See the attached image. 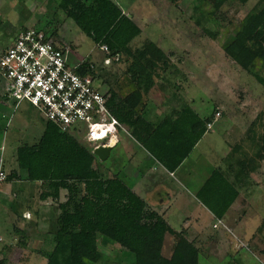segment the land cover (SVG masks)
Listing matches in <instances>:
<instances>
[{
  "label": "rangeland",
  "instance_id": "374dc122",
  "mask_svg": "<svg viewBox=\"0 0 264 264\" xmlns=\"http://www.w3.org/2000/svg\"><path fill=\"white\" fill-rule=\"evenodd\" d=\"M114 1L125 14L133 17L142 29V34L131 43L130 47L132 49L141 47L148 39L157 43L167 54L172 55L173 60L180 64L192 80V87L181 98L189 101L203 117L210 116L215 111L221 114V120L210 134L208 146L203 143L200 150L193 155L192 160L198 158L200 161V155L205 150L209 156L203 155L208 158H204L202 162L208 168L213 162H221L224 158L226 162L229 159L234 161L237 159L241 163L240 166L237 165L239 181L241 179L246 181L248 177L245 176L249 170L250 178L264 182V168H260V163L264 162L261 154V139L264 134L262 119L264 118L262 115L264 86L259 84L254 74L243 71L235 62L241 43L246 40L245 43L250 45L247 37L253 34L255 28L251 27L244 31L245 35L237 40L235 47L230 51L225 50V45L235 39L237 30L242 27L243 21L249 14L255 18L258 26L264 21V0H249L246 5L237 0H184L178 5H174L170 0ZM59 2L60 0H0V55L24 30L37 26L43 29L47 23L53 21L60 23V26H54L59 27V36L67 49L64 56L69 68L76 69L81 63L90 62L101 75L102 78L99 76L98 78L104 84V80L113 84L116 78L123 77L127 67L125 58L121 62L120 58L111 57L110 53L103 51L72 20L65 17L64 13L58 9ZM50 28L47 30L48 34H51L50 30L53 29ZM255 71L264 76L262 62ZM127 80L129 79L126 77ZM123 88L125 87L119 86L118 91L121 92ZM9 90L6 82L0 78V155L2 148H5L4 157L7 158L4 160L8 167L7 174L12 171L11 166L16 161V149L22 145L36 144L47 123L45 116L27 103H23L17 109H15V99L6 103L4 99ZM102 90H108L107 85ZM153 101L155 105L161 104L156 97ZM155 105H151V108H155ZM254 119L257 123L253 127L250 123ZM8 120H11L9 126ZM77 136L84 142L82 135ZM124 139L112 150L110 159L102 161L97 158L94 164L97 171L102 174L108 171L128 172L135 167L136 162L129 160L126 151L130 139L127 136ZM201 150L202 153H200ZM247 162L251 164L250 168L244 166ZM198 167V173L207 171L205 167ZM195 173L197 174V171ZM105 177L108 178L109 175L106 174ZM249 181L251 183L253 180ZM235 185L238 183L236 182ZM7 188L17 193L16 190L22 186L21 183L16 182L0 186V254H4L1 249L11 244L14 237L17 242L15 241V249L11 253L13 257L9 264H46V255L53 251L55 245L50 234L56 231L57 204L49 201L40 202L39 192L28 196L33 195L34 200L38 202L36 209L43 206L37 215L32 213L35 216L29 223L30 227L24 226L23 237L14 232V229L16 230L18 222L23 220L22 210L25 205L22 199L18 197L16 199L14 195L8 196ZM188 188L196 196L193 185ZM262 188L264 190V187ZM263 190L259 193L264 194ZM260 194L257 197L258 201H253L246 212L247 226L245 228L247 229L249 225L248 229L254 230L253 235L247 234L252 239H247L246 235L239 239L238 232H234L233 235L231 232L227 234L230 238L239 239V242L237 239L233 240L235 243L238 242L239 247V255L234 260L237 264H264V200L261 202ZM27 205L33 207L31 202H27ZM189 210L195 212V209L191 207ZM16 211L20 213L19 219L15 217ZM200 215L198 216L201 219L200 226H207L210 232L211 219H208L205 212H201ZM259 218L262 219L259 220ZM232 225L230 223V226H227ZM223 227L221 226V230L224 229ZM216 235L220 236L221 232ZM172 241V237L167 236L163 253L165 263L172 255ZM220 242L222 240L216 244L219 258L205 260L202 257L200 264H231L233 262L221 258L225 252L221 253L224 244ZM99 245L101 258L92 264H135L133 254L121 250L109 240L100 238ZM225 248L229 249V247ZM202 249L204 255L209 258V249L207 247ZM230 251L232 254L235 253L233 250Z\"/></svg>",
  "mask_w": 264,
  "mask_h": 264
},
{
  "label": "trees",
  "instance_id": "16d2710c",
  "mask_svg": "<svg viewBox=\"0 0 264 264\" xmlns=\"http://www.w3.org/2000/svg\"><path fill=\"white\" fill-rule=\"evenodd\" d=\"M170 1L178 5L184 0ZM237 1L243 5L249 2ZM58 9L96 45L100 48L107 47L105 52L110 53L111 57H118L121 62L125 58L127 67L123 75L136 90L146 96L153 97L165 92L181 95L192 87L189 74L154 41L148 39L141 47H130L142 34V29L114 0H60ZM249 15L237 30L235 39L225 45V50L233 49L237 40L245 35L244 31L254 27L253 34L247 37L250 45L243 40L235 62L243 71L254 74L259 84L264 86V76L255 71L260 62L264 67V21L258 26L255 18ZM54 25L60 26V23L52 21L43 29L38 26L36 28L48 34L47 30L52 27L51 34L48 35L65 54L67 49L59 36V27ZM77 72L102 78L87 61L80 64ZM104 81L108 88V107L112 115L130 131L135 140L159 158L149 141L152 133L147 134L145 131L146 128H153L143 116V102L134 95L122 98L115 90V83ZM182 112L193 115L197 124L192 126V138L175 162L176 168L189 156L217 115L215 111L200 119L191 104H186ZM262 115L264 117V109ZM256 123L257 120L252 126ZM198 125L201 129H198ZM77 135L63 132L55 124L47 122L36 144L17 148L16 162L19 171H11L4 182L21 180L19 172L25 171L28 181L42 183L39 201L57 204L56 231L50 234L55 245L53 251L46 255V264H92L101 258L100 238L133 254L135 264H200V249L189 239L186 231L174 230L118 175L107 178L97 171L94 164L98 157ZM261 154L264 157V134L261 139ZM169 167L172 168L170 164ZM219 183L226 185L229 190L225 191V188L218 186ZM63 192L66 193L64 198ZM198 196L221 220L237 200L239 193L220 170H216ZM210 200L217 207L211 205ZM167 236H171L173 242L171 258L165 263L163 253ZM231 264L237 263L233 261Z\"/></svg>",
  "mask_w": 264,
  "mask_h": 264
},
{
  "label": "crops",
  "instance_id": "0c3cea01",
  "mask_svg": "<svg viewBox=\"0 0 264 264\" xmlns=\"http://www.w3.org/2000/svg\"><path fill=\"white\" fill-rule=\"evenodd\" d=\"M116 80L114 81L116 85V91H118L119 86L121 85L125 87L123 90H121V92L118 91L122 98H127L130 95H134L143 102V116L147 124L153 128L151 130L146 128L145 131L147 134L152 133V138L149 141H151L153 144V148L159 155V158L150 152L147 147L135 140L130 131L125 128L126 131H122L119 135V144L116 147H118L125 140L124 137L127 136L130 139V143L129 145L127 144L126 151L128 152L129 160L131 162L134 160L136 165L128 172L111 171V174V172L108 171V173H104L103 175L105 176L108 174V178L118 175L133 190V192L143 200L146 205L160 214L174 230L178 232L185 230L189 239L195 242V244L200 249V261L202 257L205 260L210 258H219V254L217 252L218 245L216 246L219 240H222L220 244H224L222 245L224 248L222 249V252H220L222 254L225 252L221 258L225 260L229 259L231 261L236 260V256L239 255V247L237 245L239 239H241L243 235H246L247 239L251 240V236L249 237L247 234H254L253 229L251 231L248 229L249 225L247 227L248 231L245 228L247 226V224H245L247 217L246 212L253 201H258L257 197L258 194H260L263 190L262 187H264V182H258L257 180L250 178L251 172H249V170L245 176L248 177L246 181L245 179H241L239 181L237 165L240 166L241 163L238 162L237 159L235 161L234 159H229L228 162H226V159L224 158V160H221V162H213V164L208 168L202 162L204 158H208L205 156H209L205 150L203 154H201L202 156L200 155V161L198 158L192 160L193 155L197 153L198 150H200L203 143H206L208 146V143L211 139L210 134L212 133L215 125L221 120V117H215L214 122L208 126L207 132L196 144L189 156H187L176 168L174 165L175 162H177L182 152L185 151L184 148L188 146V142H190L192 138V126L197 124V119L193 115L182 112V108H184L186 104L191 103L186 101V99L181 98L184 93L181 95H176L173 92H165L154 95L153 97L146 96L142 92L136 90L135 86L130 83L129 80L126 81V77L124 75L123 77L121 76L116 78ZM125 84L126 86H124ZM104 86L106 85L104 84ZM155 97L157 100L161 101V104H154L153 98ZM160 97L162 99H160ZM4 100L6 103H8L6 99ZM151 105H155V108L152 109ZM191 107L194 112L198 114L200 119L204 118L195 110L192 104ZM254 121L255 119L251 120L250 126H252ZM199 128L201 129L200 125H198V129ZM227 132H229V130H227ZM111 152L106 160L110 159ZM200 153H202V150ZM6 158L7 157H4V159ZM169 164L172 166V168L169 167ZM214 165L216 166L214 167ZM198 166L205 167L208 172L200 171L198 173ZM244 166L250 168L251 164L247 162V165L244 164ZM6 168L8 167L6 166ZM11 168L12 171H19L16 161L11 166ZM260 168H264V162L260 163ZM216 170H220L227 181L239 193L237 200L232 204L221 220L217 217L213 210L209 208V205L206 202H203L198 196L200 190L206 185L207 181H209ZM196 171L197 174L195 173ZM19 174L21 180H17L15 182L21 183L22 188L16 190L17 193H13L11 188H7L6 194L10 197H13L14 195L16 199L18 197L24 202L25 208L22 210L23 220H20L17 224L18 226H16V230L14 229V232H17V234H21L24 237V226L28 225L30 227L29 223L33 221L35 216L33 214L37 215V212L42 208L41 206H43L41 205L38 207V209H36L35 206H37L38 202L34 200L33 195L31 197L28 196L37 192L40 194L42 183L28 181L25 171H20ZM250 179L253 180L251 183L249 181ZM234 181H236L238 185H235L236 182L234 183ZM4 184L9 183H3V185ZM187 185H193V189H196V196L193 194V191H190L188 188L189 186ZM218 186L225 188V191L229 190V188L226 185L224 186L223 183H219ZM218 186L216 185V187ZM65 194L62 193V198L65 197ZM259 198L262 202L264 200V194H260ZM27 202H31V204L33 203L34 208L32 205H27ZM210 204L217 207V204L211 200ZM190 207L195 209V212L190 211ZM201 212H205L208 219H211L213 231L210 230L209 232L207 226H200L201 219L198 216H201ZM14 214L15 217L19 219V211H16ZM28 217L29 219H27ZM260 219L262 218H259V220ZM230 223L233 225L228 227L230 226ZM217 224L218 227L215 228ZM35 225L36 224H34V226ZM221 226H224L223 230H221ZM218 232H221L220 236L216 235ZM229 232L232 233L231 235H233L234 232H238L240 236L239 239L237 237L230 238L228 236ZM235 239H237V243L233 241ZM15 241L17 242V240H15L13 237L12 243L1 249V252L4 254H0V264H9L11 258L13 257L11 256V253L12 250L15 249ZM225 242L228 244L227 246ZM203 247H207V249H209V258H207V255L205 256L204 252H202ZM225 247H229V249ZM230 250H233V253H235L232 254Z\"/></svg>",
  "mask_w": 264,
  "mask_h": 264
},
{
  "label": "built area",
  "instance_id": "2783aa9c",
  "mask_svg": "<svg viewBox=\"0 0 264 264\" xmlns=\"http://www.w3.org/2000/svg\"><path fill=\"white\" fill-rule=\"evenodd\" d=\"M78 68H69L64 53L47 33L28 28L0 55V78L10 88L5 99H15V109L27 103L61 131L82 135L94 155L98 149L112 151L126 129L108 107L104 82L91 74L78 73ZM220 115L217 113V117ZM10 123L8 120V126ZM4 151L2 148L0 186L8 176Z\"/></svg>",
  "mask_w": 264,
  "mask_h": 264
},
{
  "label": "water",
  "instance_id": "95a60500",
  "mask_svg": "<svg viewBox=\"0 0 264 264\" xmlns=\"http://www.w3.org/2000/svg\"><path fill=\"white\" fill-rule=\"evenodd\" d=\"M110 152L111 150L110 149H107V148H103V149H98L96 151V156L102 160V161H105L109 155H110Z\"/></svg>",
  "mask_w": 264,
  "mask_h": 264
},
{
  "label": "clouds",
  "instance_id": "9594fccd",
  "mask_svg": "<svg viewBox=\"0 0 264 264\" xmlns=\"http://www.w3.org/2000/svg\"><path fill=\"white\" fill-rule=\"evenodd\" d=\"M95 134L93 133V136H94Z\"/></svg>",
  "mask_w": 264,
  "mask_h": 264
}]
</instances>
